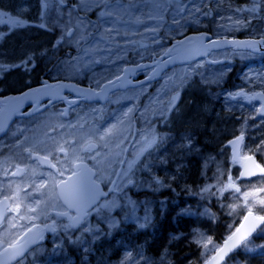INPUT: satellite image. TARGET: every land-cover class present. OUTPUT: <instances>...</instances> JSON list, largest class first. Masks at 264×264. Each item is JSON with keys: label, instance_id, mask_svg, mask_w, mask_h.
<instances>
[{"label": "rangeland", "instance_id": "1", "mask_svg": "<svg viewBox=\"0 0 264 264\" xmlns=\"http://www.w3.org/2000/svg\"><path fill=\"white\" fill-rule=\"evenodd\" d=\"M261 1L264 0H143L138 5L119 7L117 18L120 24L117 26L124 32L130 27V32L137 23L141 28L149 25L155 35L141 36L137 44L142 49V44L149 42L153 44L151 51L155 53L161 52L167 48L169 41L182 37L188 31L207 32L212 38H234L238 30H244L243 37L259 38L264 37V11H259ZM254 4L258 5L257 12L245 10ZM102 9L106 12L105 7ZM113 9L107 8V11ZM104 18L105 25L101 29L110 31V26L116 25L115 16L106 15ZM103 38L104 41H97L93 46L104 48L103 57L113 65L104 69L100 77L94 78L97 83L122 65L118 60L132 58L128 39H121V48L116 50L113 47L117 41ZM26 41L28 47H33L30 37H26ZM44 43V46L48 44L47 38ZM11 51H16L15 45H12ZM227 81H230V87L225 86ZM240 90L264 92V54L233 49L211 51L200 59L170 68L150 87L148 84L135 90L117 92L105 104L95 103L79 108L76 124L87 121L84 131L123 121L118 124L117 134L111 140L113 155L104 165L108 170L114 153L122 152L123 144L129 143L132 137L133 146L127 150L123 167L129 163L128 168L132 166L134 154L140 148L136 168L120 178L115 194L107 197L93 212L87 241H84L83 230L76 233V238L80 240L76 255L69 256L63 247L55 245L44 247L39 261L28 259L18 264H170L169 254L156 258L140 249L127 255L118 252L117 255V252L112 254L101 248L97 242L103 230L108 233L121 224L144 227L153 218L152 210L157 206L161 208L163 200L146 198L141 193H155L169 187L182 178L178 175L188 169L194 172L189 180L195 181V185L188 187V183L184 182L180 187L191 188V194L198 199L217 205L226 217L224 237L230 234L248 208L239 206L243 204V197L234 190L220 194L219 188L228 183V175L240 187L241 193L264 187V178L261 177L237 180L236 166L230 159L229 148L225 146L229 138L243 132L241 155H252L257 163L264 165V146L256 151L257 145L264 141V119L254 118L257 105L229 95ZM177 93L179 99L169 110L172 97ZM129 109L132 111L128 112ZM126 112L127 117L124 116ZM131 124L137 127L133 135ZM75 134L80 136L82 132ZM149 141H152L151 146ZM117 143H120L119 148L114 147ZM106 151L103 149V152ZM209 185L214 187L208 192L202 191ZM260 198H264V192L256 193L255 200ZM253 201L250 196L252 212L264 215V206ZM234 204L238 205L235 211L229 207ZM213 251H208L209 255Z\"/></svg>", "mask_w": 264, "mask_h": 264}, {"label": "flooded vegetation", "instance_id": "2", "mask_svg": "<svg viewBox=\"0 0 264 264\" xmlns=\"http://www.w3.org/2000/svg\"><path fill=\"white\" fill-rule=\"evenodd\" d=\"M140 1L143 0H63V3H61V0H0V10L9 13L11 16L19 15L20 18L28 21L27 26L15 28L10 24L7 16L0 17V64L5 66L4 70H0V124L5 125L4 131H0V183L5 186V195H11L16 190L17 185L23 190L20 192L18 200L15 202L13 200L7 201V204L13 208L15 203H20L21 207L19 212L8 211L6 213L5 224L0 225V234L7 227V218L12 217V223L16 226L9 229L11 234L5 238L6 241L17 240V244H19L26 238L28 241L33 242L25 255L16 261L17 263L28 259L38 261L41 256L40 249L65 242L72 243L75 240L76 233L80 230L84 231V241L88 239L93 210L88 211V214L81 219L77 227H66V225L71 224L70 220L67 217H58L55 211L51 212L47 219L43 217L36 220L20 219V216L35 215V213H29L25 207L28 204L35 206L34 201L24 195L25 191H32L34 184L41 182L39 175H31L32 170L35 169L38 174L48 171L46 164H40L34 159H27V154L22 151V147L29 146L35 140H46L45 133L54 137L57 141L70 138L68 134L72 130L68 129L67 126L76 124L79 118L77 117V110L81 107H90L95 103L79 101L71 106L68 100H81V98L65 93L59 101L51 103L45 109L32 111L33 113L27 115L30 110L41 108L46 102H51L54 98L53 95L49 93L44 95V91H42L39 96V92H36V96L30 102H24L23 99L11 101L10 97L57 81H71L98 90L106 80L119 75L124 65H136L140 61L152 60L155 55V52L151 51L153 44L143 43L142 49L137 44L139 37L155 35L149 25L141 28L137 23L130 32V27H127V31L124 32L118 30L117 24H120V21L117 18L119 15L116 14L114 15L116 25L110 26V31L101 29L105 25V18L101 15L103 12L102 7H105L107 11V8L138 5ZM45 3H47V7H45ZM70 19L72 24H75L77 20L82 21V27L78 32L74 30L75 35L73 37H65L62 43L56 45V41L63 34L65 28L71 26L68 23ZM41 24L45 27H40ZM145 28H147V31H145ZM81 34L85 35V39H79ZM26 37L31 38L33 47H28ZM103 37L117 41L113 47L116 50L121 48V39H128L131 44L128 49L129 55L132 58L125 57L118 60L119 64L122 63L121 69L118 67L119 69L116 68V71L112 70L111 76L104 80L99 79L97 83L94 78L100 77L99 75L104 69L113 65L111 61L103 57V54H105L104 48L93 46L97 41H104ZM45 38L48 39V44L44 46ZM12 45L16 46L15 52L11 51ZM54 45L56 46L54 47ZM29 56L32 57V63L27 68L8 67L20 64L22 60H27ZM147 73L148 70L144 71L143 75L139 74L138 79L144 77ZM151 85L153 84H149V87ZM144 86L146 85L130 89L135 90ZM116 93L115 91L111 93L109 98ZM65 111L67 114L61 115ZM60 124L65 125V128H59L58 125ZM25 137L28 138V142L23 146H18V142L23 141ZM46 142L51 147V141ZM130 146H133V144H125L120 161L124 158L126 162L127 150ZM97 151L103 152L99 148ZM139 151L140 148L134 154L132 170L136 168ZM39 154L45 155L46 153L40 151ZM94 154V152L83 154L85 155L84 163L89 167L94 166V161L88 159L87 156ZM117 158L118 156L115 155L108 170L105 165L96 166L100 171L94 179L104 190H106V181L110 176L111 167ZM55 162L53 159V163ZM17 165L25 168V172L18 176H12L11 173L16 171ZM5 169L9 173L8 176L4 175ZM67 175L69 173H65V177ZM101 176L102 178H99ZM10 181L12 183L9 188L7 185ZM42 191H46V189ZM33 195L39 198V193H33ZM0 200H3L2 195H0ZM3 209L4 205L0 204V211H3ZM69 211L72 216L77 215L75 209ZM53 221H55V224H53ZM33 224L37 227L33 228ZM45 224L54 227L55 231L52 230V227L45 228ZM29 228L32 230L27 231ZM34 252L35 254H33Z\"/></svg>", "mask_w": 264, "mask_h": 264}, {"label": "snow or ice", "instance_id": "3", "mask_svg": "<svg viewBox=\"0 0 264 264\" xmlns=\"http://www.w3.org/2000/svg\"><path fill=\"white\" fill-rule=\"evenodd\" d=\"M63 3V0H61ZM108 6V5H106ZM45 7H47V3H45ZM250 12H257L258 5H253L250 9H245ZM199 11V9H197ZM118 14V7L114 8L112 11L102 12V16H113ZM8 17V21L15 28L25 27L28 24L27 20H24L17 16H11L9 13L0 10V17ZM70 27H66L63 34L56 41V45H59L65 40V37H73L75 32H78L82 27V21L77 20L75 24H72L71 19L69 20ZM240 23V21H237ZM40 27H45V25L41 24ZM75 30V32H74ZM80 40L85 39V35L81 34L79 36ZM247 46L255 48L257 44L264 43V38L261 40H253L244 42ZM54 45V47L56 46ZM169 52L171 49L168 50ZM32 63V57L29 56L27 60H22L20 64L10 65L8 67H24L27 68L28 65ZM5 66L0 64V70H4ZM119 79V77H117ZM111 83V81L109 82ZM45 88L49 86L45 84ZM33 92L41 91L40 89L32 90ZM30 95L29 92H25L23 94L24 98H27ZM232 97L246 95L243 92L230 93ZM256 95H264V94H256ZM179 98V93L172 97V101L169 105V110L175 106V101ZM249 100L254 99L255 95L248 96ZM20 99V98H16ZM132 109H129L128 112H131ZM260 111L264 112V106L260 109ZM128 112L124 113V116H128ZM67 112L61 113V115H66ZM123 123V121H117L116 124H111L108 127H90L87 131H84L85 124H70L67 126L68 129L72 130L68 135L70 138L62 139L57 141L54 137L48 136L45 133L46 140H35L30 143L27 147H22V151L27 154V159L36 160L40 164H46L48 166V171L37 173L35 169L32 170L31 175L37 176L39 175L41 182L39 184H34L32 187V191H25L24 195L26 198H31L34 201L35 206L31 204L25 205L27 211L29 213H35V215L30 216H20L21 220H36L43 217L47 219L49 214L55 211L58 217H67L71 224L66 225V227H73L76 223H78L84 216L88 214V209L95 203L98 198L99 188L96 179L93 177L97 176V173L100 171L97 168V165H104V162L108 159L109 156L113 155V149L110 147L111 140L117 134L118 124ZM5 125L0 124V131H4ZM59 128H65V125H58ZM80 131L82 135L76 136L73 133ZM244 140V133L237 137L234 140H230L228 142L229 145L233 147V156L232 162L238 163L240 160L251 161V167L245 165V170L241 171L240 176L237 177V180L244 177H253L259 175L261 178H264V165L257 163L255 161V157L252 155L240 156L239 146L242 144ZM46 141H51V147ZM26 142H28V138L25 137L23 141L18 142V146H23ZM123 141H120L122 143ZM189 144L191 140L188 141ZM120 143L114 145L115 148L120 147ZM149 146H151L152 141H149ZM39 146V149H38ZM264 146V141H261V144L257 145L256 151L259 152L261 147ZM107 149L106 152L97 151V149ZM43 151L46 154L40 155L39 152ZM143 151V150H142ZM88 155L87 158L94 161V166L89 167L84 163L85 155L83 154H91ZM115 155H120L119 152L114 153ZM51 157V159H50ZM100 157V159H98ZM53 159L56 161L53 163ZM25 172V168H21L19 165L16 166V171L12 172V176H18ZM65 173H69L67 177H65ZM4 175L8 176L9 173L7 169L4 171ZM223 175V173H221ZM99 178H102L99 177ZM159 183V181H157ZM11 181L7 185V187H11ZM114 183V182H113ZM214 185H209L208 187L202 189L204 192H208ZM5 186L0 183V195L3 196V200H0V204L4 205L3 211H0V225L5 224V215L8 211H16L20 210V203H15V207L7 204V201L13 200L14 202L18 200L20 192L23 191L18 185L16 190L11 195L4 194ZM46 189V191H42ZM232 189L234 193L240 194L243 197V204L239 205L241 207L248 208V214L243 217V222L240 223L238 227L235 228L234 231L224 240L223 245H215L213 243L212 237L205 238L202 233L198 235V238L195 239V243L203 247L205 252L214 250L215 255L205 260V264H222L225 261V258L229 256L230 253L234 252L237 248L243 247L247 251L252 252L257 249L260 250V254L264 255V245H258L257 248L249 247L251 243L250 237L254 231L257 229V223L264 224V215L261 216H253L252 206L249 204V197L254 198V203H259L264 206V198H260L259 200H255L256 193L264 192V187L256 188L255 191H245L241 193L240 187L237 185L235 181H233L231 175H228V183L224 184L222 188H219V192L222 195L225 191ZM33 193H39V198ZM239 199V197H237ZM238 205H230L235 211ZM64 209V210H57ZM71 209H75L77 212L76 216H72L70 214ZM250 218L252 223H249ZM13 218H7V227L4 228L2 234H0V264H9V260L15 259L16 257L22 255V247L17 249V240H13L11 242L6 241V237L11 233L9 231L10 228L15 227L16 225L12 223ZM55 224V221H53ZM33 228L37 227V225L33 224ZM45 228L52 227L51 225H44ZM29 228L27 231H31ZM52 230L55 231V228L52 227ZM264 231V229H261ZM42 238V237H41ZM179 237H173V239H178ZM6 245V246H5ZM209 245H212V248H209ZM10 250L11 253H10ZM7 258H3V257Z\"/></svg>", "mask_w": 264, "mask_h": 264}, {"label": "trees", "instance_id": "4", "mask_svg": "<svg viewBox=\"0 0 264 264\" xmlns=\"http://www.w3.org/2000/svg\"><path fill=\"white\" fill-rule=\"evenodd\" d=\"M259 4V11L263 12L264 1ZM244 33V30H238L235 36L242 37ZM225 86L230 87V81H227ZM193 174L194 172L188 169L186 173L178 175L182 178L174 181L169 187L155 193H141L146 198L163 200L161 208L157 206L152 210V220L144 227L130 223L122 224L105 233L97 244L112 254L117 252V255L118 252L127 255L131 251L141 249L156 258L169 254L170 264H202L210 252H205L202 246L195 243V239L202 233L205 238L212 237L213 243L219 245L226 235V217L213 202L198 199L191 194V188L180 187L184 182L188 183V187H193L195 181L189 180ZM261 229H264V225L250 238L249 247L264 245V231ZM65 247L72 254L73 249L76 255V247ZM224 264H264V255L260 254L259 249L249 252L240 247L230 254Z\"/></svg>", "mask_w": 264, "mask_h": 264}, {"label": "water", "instance_id": "5", "mask_svg": "<svg viewBox=\"0 0 264 264\" xmlns=\"http://www.w3.org/2000/svg\"><path fill=\"white\" fill-rule=\"evenodd\" d=\"M261 39L262 38H259V39L216 38V39H214L211 37L210 34H208L206 32L191 33V34H188V35H186L180 39L173 41L172 44L168 47V49L161 56L157 57V59L154 62H152L151 64H143V65L130 66V67L125 68L123 74L119 77V79L116 78V79L112 80L111 83H109V82L105 83L99 92H93L92 89H90V88L80 87V86L75 85L74 83L59 81L56 83L48 84V86H49L48 88H45L44 86L37 88V89L41 90V91H38L39 92L38 95L40 96L42 91H44V95H47L49 93V94H52L53 97H56L61 92H74V93H78V94L84 96L87 101L98 100V101L104 102L107 94L109 92L115 90V89H124L128 86L136 85L142 81L156 80L165 69L171 67L172 65L195 61L197 59H200V58L206 56L211 51H217V50H221V49L232 48L233 50H250L252 52L264 53V43L257 44L255 48L249 47V46H247L246 43H244V42H248V41L261 40ZM169 49H171L170 52L168 51ZM150 66H154V68L150 72L149 77L147 79H143L142 81L137 82V83H134L132 81L130 82L129 76L134 75V72L136 70L145 69V68L150 67ZM28 92L30 93V91H28ZM238 92H242V91H238ZM243 93H245V92H243ZM23 94L10 97V100L11 101H17L16 98H20V99H23L24 102H26V101L30 102L33 99V97L36 96V92L30 93V95L27 98H24ZM245 94L246 95L235 96V97L236 98H244V100L247 102H255V101L259 102L260 106H259L258 111L256 112V117H264V112L260 111L262 106H264V95H256V94H263V93L255 92V93H245ZM253 95H255L254 99L249 100L247 98L248 96H253ZM234 139L235 138H232L230 140H234ZM230 140L227 141L226 145L230 148V154H231V159H232L233 147L228 144V142ZM240 146H239V153H240ZM241 157H243V156H241ZM236 164L240 168V172H239V176H240L241 171L245 170L244 166L247 165L248 167H251L252 162L240 160ZM257 176H259V175H257ZM248 178H251V177H244L241 179H248ZM99 193H100L99 195H101V191ZM247 214H248V212H246L244 214V216ZM253 216H256V215L253 214ZM242 222H243V218L241 219V221L239 222V224L236 227H238L240 225V223H242ZM252 222H254V221H252L250 218L249 223H252ZM255 223H257V225H258L257 229L262 225V224H259V222H255ZM229 235H227L221 241V243H220L221 246L223 245L224 240ZM22 246H23L22 247V255H23V253L25 252V250L27 249L28 246H26V245H22ZM20 248H21V246L17 247V249H20ZM11 251L12 250H10V253H11ZM22 255L16 257L15 259L9 260V264L14 263ZM213 255H215V252L211 256H213ZM3 258H7V257L5 256ZM203 264H205V262Z\"/></svg>", "mask_w": 264, "mask_h": 264}, {"label": "bare ground", "instance_id": "6", "mask_svg": "<svg viewBox=\"0 0 264 264\" xmlns=\"http://www.w3.org/2000/svg\"><path fill=\"white\" fill-rule=\"evenodd\" d=\"M148 6V5H147ZM185 181V180H184Z\"/></svg>", "mask_w": 264, "mask_h": 264}]
</instances>
